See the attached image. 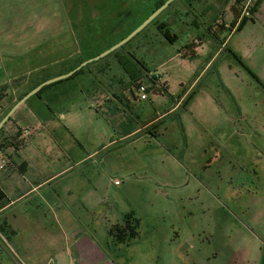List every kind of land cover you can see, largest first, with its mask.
Returning a JSON list of instances; mask_svg holds the SVG:
<instances>
[{
	"label": "rangeland",
	"instance_id": "obj_1",
	"mask_svg": "<svg viewBox=\"0 0 264 264\" xmlns=\"http://www.w3.org/2000/svg\"><path fill=\"white\" fill-rule=\"evenodd\" d=\"M254 1L247 0L246 9ZM142 2L0 0V83L22 91L99 56L146 15ZM138 4L142 9L132 18ZM234 4L204 0L196 7L207 11L206 27L223 14L217 24L228 27ZM175 10V42L150 27L142 44L130 47L160 84L169 82L170 94L156 93L145 77L150 91L141 100L113 56L91 66L97 79L83 74L50 88L64 92L56 137L68 155L83 157L51 185L64 182L72 191L63 230L45 254L51 264H92L94 246L106 248L107 231L131 214L142 221L140 235L122 246L116 264H264L263 17L220 46L193 26L186 6L178 2ZM216 25L213 30L228 38ZM197 37L195 57L179 54ZM114 94L131 109L119 103L122 111L111 122L98 112H107ZM132 127L140 130L122 138ZM72 222L88 234L87 251L83 242L70 246Z\"/></svg>",
	"mask_w": 264,
	"mask_h": 264
},
{
	"label": "crops",
	"instance_id": "obj_2",
	"mask_svg": "<svg viewBox=\"0 0 264 264\" xmlns=\"http://www.w3.org/2000/svg\"><path fill=\"white\" fill-rule=\"evenodd\" d=\"M260 17L264 20V0H261L256 15V18ZM87 76L86 80L93 81L95 74L92 72ZM163 83L170 92L169 82ZM78 86L82 87L84 94L85 88L80 83ZM4 88H7L8 98L0 104V121L13 108L11 104L20 95H27L31 87L19 91L14 84L6 85L1 80L0 90ZM188 92H184L183 97ZM63 93L61 90L49 89L42 95L31 97L16 111L0 135V149L7 156L5 168L0 169V264H51L45 260V254L52 251L53 239L63 230V216L68 213L71 205L69 195L72 194L64 182L55 187L51 185L66 177L74 164L83 162V157L78 158L76 153L68 155L61 140L56 137L58 124L64 120L60 109ZM86 94L94 95L93 91ZM98 113L105 117V111ZM159 117L155 118V122ZM63 127L75 139L73 132L65 125ZM130 130L127 129L122 138L132 136L134 133L129 134ZM69 231L72 240L70 246L77 247L83 242L82 248L87 251L84 242L88 234L83 228L72 222ZM111 240V236L107 238L106 248L102 245L94 246L92 264H116L114 259L120 255L125 244ZM111 242L113 248L109 249Z\"/></svg>",
	"mask_w": 264,
	"mask_h": 264
},
{
	"label": "trees",
	"instance_id": "obj_3",
	"mask_svg": "<svg viewBox=\"0 0 264 264\" xmlns=\"http://www.w3.org/2000/svg\"><path fill=\"white\" fill-rule=\"evenodd\" d=\"M145 1H146V3L142 2L141 5L145 4V6H146V8H147L146 15H144L142 17L139 16L137 21L133 22L132 29L128 33H126V35L123 38L127 37L133 30H135L138 26H140L154 11H156L158 8H160L167 0H145ZM203 1L204 0H176L174 3L171 4V6L168 9H166L156 20H154L143 32H141L138 36H136L131 42H129L128 44H126L125 46L120 48L119 50H117V51H115L109 55V56H113L116 59V64L128 76L129 80L132 81V86H136L135 88L137 90H138V87L140 84L146 83V82H143V79L146 77V78H149L150 81L152 82V89L156 93L165 94V95L170 94L168 86H166L165 83L160 84L158 77L151 75V73L148 70V68L146 67V65L138 57H136L135 51L131 50L132 48H130V47L134 46V45L132 46V44H138L139 39L144 34H146L148 32L150 27L156 28L157 32H159L161 35H163L164 38L169 43L175 42L176 36L172 35V28H171L172 24H170V21H171L170 17L172 16L171 15L172 12L177 11V10H175V4L180 2L184 6H186V8L188 9V12H190V14L194 17L193 26L197 30H201L202 28H205L206 32L203 35L207 34L209 36H212L213 38H215L218 41V43H219L218 45H220V46L226 45V42L229 39V37L234 32H238V31L242 30L243 27L248 22H255L256 15L259 11V7L261 4V0H255L253 3H251L249 6H247V9H246L247 0H235V4H234L233 9H232L234 19L228 27H227V25H224V24H217V23H219V21H223V17L225 16L224 14L219 16V17L218 16L214 17L212 22L210 24H208L206 27V21L204 18H206L205 16L207 14V11H203L201 13L197 10V7H196L197 4H202ZM141 5L138 4L136 7H134L132 5L131 11L129 12V15L132 18H134L136 10L138 13L141 11V9H142ZM243 9H245L247 15L243 14ZM165 15L166 16L169 15V17L163 19V17ZM214 25H216V27H220L222 30L226 29V31L229 32L228 38L222 39L220 34H218L217 31L213 30L215 28ZM122 39H120L119 41H121ZM198 39L200 41L202 40V38L197 37V40H195V41L193 40L192 43H190L188 46H186L187 50H185V51L183 50L182 52H179V54H181L184 58L195 57L196 53H197L196 52L197 51L196 41H198ZM187 51H189V53H186ZM84 61H86V60L80 59L79 64L77 63L76 65L71 67V69H69L68 72L75 69L77 66H79ZM100 61L94 62L91 65H88L87 67L83 68L82 70H80L79 72L74 74L72 77H70L64 81L71 80L74 77H77V76H80L83 74H91L92 73L91 72V66L100 63ZM94 78L97 79L96 75L94 76ZM49 79H51V78L41 79L40 81H37L34 85H32V87L30 88L29 91L33 90L35 87H37L38 85H40L41 83H43ZM61 82H58V83H61ZM58 83H55V84H58ZM55 84H52L50 86L43 88L37 95L38 96L42 95L46 90H49ZM131 90H132V92H134V90L132 88H131ZM149 91L150 90H148V92ZM25 95L26 94L20 95L18 100L15 103L11 104V106H14ZM7 98H8L7 88L0 90V104L3 101L7 100ZM114 99H115V101L109 100L105 104L108 106V107L106 106L107 112L105 111V113H104L106 119H108V117H112V116L118 114L120 111H122L120 106H119V103H121V104L124 103V105H126V107L128 109H131L129 101H128V104H125V102H122L121 99L116 94H114ZM109 120L111 122H114V119H109ZM11 121H12V118L9 120V122H11ZM5 126L0 130V135L4 131ZM139 130H140V128L132 127L129 134L135 133ZM141 226H142V221H141V219L135 217V214L127 215L124 218L123 225H117L116 227L111 228L109 230V235L114 238V241L117 244H126L127 242L130 243L133 240H136L139 238Z\"/></svg>",
	"mask_w": 264,
	"mask_h": 264
},
{
	"label": "water",
	"instance_id": "obj_4",
	"mask_svg": "<svg viewBox=\"0 0 264 264\" xmlns=\"http://www.w3.org/2000/svg\"><path fill=\"white\" fill-rule=\"evenodd\" d=\"M176 0H167L160 8L154 11L140 26H138L135 30H133L127 37L123 38L121 41L116 43L114 46L110 47L108 50L104 51L99 56L91 58L87 61L82 62L79 66H77L72 71L68 72L64 75L56 76L55 78L49 79L37 87H35L32 91H30L27 95H25L21 100H19L13 108L8 112V114L0 121V130L9 122V120L14 116L16 111L24 105L31 97L37 95L43 88L50 86L52 84L58 83L60 81L66 80L72 77L74 74L87 67L88 65L100 61L105 57L109 56L113 52L119 50L129 42H131L136 36H138L141 32H143L154 20H156L166 9H168L172 3Z\"/></svg>",
	"mask_w": 264,
	"mask_h": 264
},
{
	"label": "built area",
	"instance_id": "obj_5",
	"mask_svg": "<svg viewBox=\"0 0 264 264\" xmlns=\"http://www.w3.org/2000/svg\"><path fill=\"white\" fill-rule=\"evenodd\" d=\"M148 86L144 83L140 84L138 87V92L141 94V100L148 99ZM7 163V156L3 153V151L0 149V169H4ZM116 184H119L117 182Z\"/></svg>",
	"mask_w": 264,
	"mask_h": 264
}]
</instances>
